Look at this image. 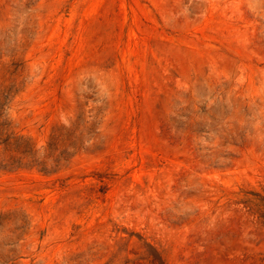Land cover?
Instances as JSON below:
<instances>
[{"label":"rangeland","instance_id":"rangeland-1","mask_svg":"<svg viewBox=\"0 0 264 264\" xmlns=\"http://www.w3.org/2000/svg\"><path fill=\"white\" fill-rule=\"evenodd\" d=\"M0 264H264V0H0Z\"/></svg>","mask_w":264,"mask_h":264}]
</instances>
